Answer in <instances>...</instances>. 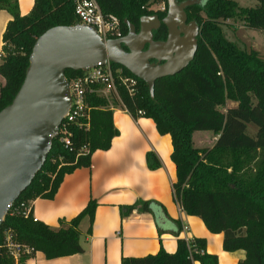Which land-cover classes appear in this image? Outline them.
<instances>
[{
	"label": "trees",
	"instance_id": "1",
	"mask_svg": "<svg viewBox=\"0 0 264 264\" xmlns=\"http://www.w3.org/2000/svg\"><path fill=\"white\" fill-rule=\"evenodd\" d=\"M96 1L103 14L119 18L123 36L128 30L125 20L138 29L141 16L156 13L164 17L167 11V0H161L165 2V11L148 9L152 0ZM0 9L12 16L3 33L1 110L12 102L23 83L36 39L53 26L75 25L79 19L73 0H34L26 15L20 14L18 0H0ZM186 14L188 21L197 22L200 31L194 57L184 69L157 79L151 96L143 80L111 62L117 94L87 95L90 125L88 129L70 125L71 146L65 147L60 135L53 138L42 167L13 202L0 226V264H25L36 251L47 259L82 252L78 227L84 218H88L91 226L97 202L90 200L75 217L54 228L34 218L32 201L38 197L52 198L65 174L89 167L95 150L110 147L118 134L112 118L113 108L117 107L127 110L135 119L151 118L160 134L170 135L171 158L176 167L172 191L180 207L201 218L210 232L222 233L225 251L242 250L244 257L238 264H264V55L255 49H241L227 40L220 26L222 21L235 19L247 28L264 30V0H257L254 7L241 6L234 0H203L187 7ZM166 36L163 24L153 32L155 40H164ZM118 68H122L123 75L136 79L133 94L119 82ZM79 74L81 70H65L67 79ZM227 101L236 105L224 111ZM248 124L255 127L254 134L249 133ZM204 130L215 136L214 144L196 147L194 132ZM146 161L151 169L160 166L153 152L146 154ZM21 202L31 203L27 216L15 210ZM137 205L146 211L150 202L139 201ZM137 205L126 210L131 211ZM7 235L33 251L22 252L15 261L6 247ZM195 261L218 264L217 255L206 252L202 238L190 242L179 238L172 253L160 248L157 253L143 257H122L120 264Z\"/></svg>",
	"mask_w": 264,
	"mask_h": 264
},
{
	"label": "crops",
	"instance_id": "2",
	"mask_svg": "<svg viewBox=\"0 0 264 264\" xmlns=\"http://www.w3.org/2000/svg\"><path fill=\"white\" fill-rule=\"evenodd\" d=\"M33 3L18 0L20 14H28ZM11 19L7 10L0 9V63L3 33ZM3 84L0 75V87ZM112 118L118 134L110 147L95 150L89 167L65 174L52 198L32 201L34 218L54 228L75 217L90 200L97 202L91 226L84 218L78 227L82 252L47 259L36 251L25 264H120L122 257H143L160 248L172 253L179 238H202L206 252L217 255L218 264H238L244 252L225 251L223 234L210 232L201 218L187 214L174 200L176 167L170 135L160 134L151 118L135 119L121 107L113 108ZM148 152L157 156L158 168L148 167ZM139 201H149V210H141Z\"/></svg>",
	"mask_w": 264,
	"mask_h": 264
},
{
	"label": "water",
	"instance_id": "3",
	"mask_svg": "<svg viewBox=\"0 0 264 264\" xmlns=\"http://www.w3.org/2000/svg\"><path fill=\"white\" fill-rule=\"evenodd\" d=\"M200 2L167 0L162 19L143 15L138 31L125 20L127 33L115 39L104 40L81 23L53 26L36 39L20 89L0 110V226L45 162L69 111L65 70L83 71L108 59L143 80L153 96L157 79L180 72L193 59L200 28L187 20L186 8ZM161 24L166 39L155 40L153 32Z\"/></svg>",
	"mask_w": 264,
	"mask_h": 264
},
{
	"label": "built area",
	"instance_id": "4",
	"mask_svg": "<svg viewBox=\"0 0 264 264\" xmlns=\"http://www.w3.org/2000/svg\"><path fill=\"white\" fill-rule=\"evenodd\" d=\"M74 10L79 19V23L89 25L95 28L98 35L104 40L115 39L122 37L120 20L113 14H103L96 0H73ZM165 5L161 6L157 11L164 10ZM118 79L123 84L129 94L134 93L136 79L122 74V68H118ZM69 93L71 104L67 115L62 120L58 135L65 147L72 145V140L69 132V127L76 124L77 127L88 129L90 125V109L86 97L89 94H99L109 97L110 93L116 92V79L114 70L111 67V62L107 59L106 62L99 61L94 66L83 70L82 74L74 75L68 79ZM141 113V111H139ZM57 135V136H58ZM86 149V146H83ZM71 150V149H70ZM13 205V204H12ZM11 208V207H10ZM15 210L27 216L31 210V203H18ZM192 239H186L190 242ZM6 247L9 254L17 260L24 253H31L32 248L17 244L10 239V235L6 238Z\"/></svg>",
	"mask_w": 264,
	"mask_h": 264
},
{
	"label": "rangeland",
	"instance_id": "5",
	"mask_svg": "<svg viewBox=\"0 0 264 264\" xmlns=\"http://www.w3.org/2000/svg\"><path fill=\"white\" fill-rule=\"evenodd\" d=\"M244 7H254L257 0H234ZM165 5L164 1L152 0L147 4L148 9L157 11L161 6ZM225 38L237 44L241 49H255L261 56L264 55V30L247 28L241 20L228 19L220 24ZM236 103L227 101L223 110L228 107L235 106ZM250 134L255 133V127L248 124ZM194 145L196 147H210L214 144L215 136L209 130L196 131L193 135Z\"/></svg>",
	"mask_w": 264,
	"mask_h": 264
},
{
	"label": "flooded vegetation",
	"instance_id": "6",
	"mask_svg": "<svg viewBox=\"0 0 264 264\" xmlns=\"http://www.w3.org/2000/svg\"><path fill=\"white\" fill-rule=\"evenodd\" d=\"M202 1H203V0H201V2H202ZM165 10H166V5H165L164 10H162V11H165ZM158 17H159V15H158ZM159 18L162 19L163 17H159ZM161 25H162V24H161ZM161 25H160V26H161ZM160 26H159V28H160ZM159 28H158V29H159ZM158 29H156V30H158ZM138 30H139V26H138V29H136V31H138ZM165 39H166V38H165Z\"/></svg>",
	"mask_w": 264,
	"mask_h": 264
}]
</instances>
